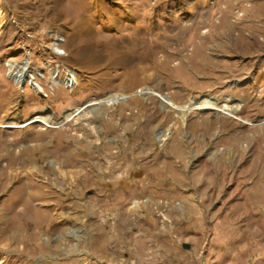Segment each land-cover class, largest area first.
<instances>
[{
	"label": "rangeland",
	"instance_id": "obj_1",
	"mask_svg": "<svg viewBox=\"0 0 264 264\" xmlns=\"http://www.w3.org/2000/svg\"><path fill=\"white\" fill-rule=\"evenodd\" d=\"M0 264H264V0H0Z\"/></svg>",
	"mask_w": 264,
	"mask_h": 264
},
{
	"label": "bare ground",
	"instance_id": "obj_2",
	"mask_svg": "<svg viewBox=\"0 0 264 264\" xmlns=\"http://www.w3.org/2000/svg\"><path fill=\"white\" fill-rule=\"evenodd\" d=\"M28 64V62H27ZM10 66L12 67L10 70V76L14 78L15 82H19V81H24L26 79V71L24 69L18 68L16 66H14L13 64H10ZM43 87H41L42 89ZM146 92H152L150 88H146ZM161 99L168 105L171 107H174L176 109H179L183 112L182 115H185L186 113L192 111V110H201V109H215L219 112L225 113V114H229L232 116H236L235 112L240 108V105L237 103H223L221 105L218 104V101L216 99V97H210V96H203L202 100L200 102H196L195 104L189 106V105H180L177 104L170 96H168L167 94H159ZM120 98V97H118ZM79 110V109H78ZM72 115V113H71ZM237 117V116H236ZM52 118L51 114H39L36 115L32 121H37V122H44L47 123L49 121V119ZM184 118V116H183ZM22 125H26L25 122L21 123ZM7 126L11 127L14 126V124H8Z\"/></svg>",
	"mask_w": 264,
	"mask_h": 264
},
{
	"label": "crops",
	"instance_id": "obj_3",
	"mask_svg": "<svg viewBox=\"0 0 264 264\" xmlns=\"http://www.w3.org/2000/svg\"><path fill=\"white\" fill-rule=\"evenodd\" d=\"M183 179H180V181H178V180H176L175 181V183H182L181 181H182ZM166 181H162V182H160L161 184H162V186L160 185L159 187H157V190H159V192L160 193H165V192H167V191H170L171 189H169L168 187H166V186H163V184L165 183ZM183 183H185V182H183ZM175 209V208H174ZM176 210V209H175ZM127 221H128V219H127V217L124 219H122V221H121V224L120 225H122V227L123 228H125V231L127 230ZM129 222V221H128Z\"/></svg>",
	"mask_w": 264,
	"mask_h": 264
},
{
	"label": "water",
	"instance_id": "obj_4",
	"mask_svg": "<svg viewBox=\"0 0 264 264\" xmlns=\"http://www.w3.org/2000/svg\"><path fill=\"white\" fill-rule=\"evenodd\" d=\"M184 247H185V248H189V247H190V244H188V243H184Z\"/></svg>",
	"mask_w": 264,
	"mask_h": 264
}]
</instances>
